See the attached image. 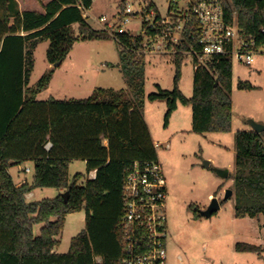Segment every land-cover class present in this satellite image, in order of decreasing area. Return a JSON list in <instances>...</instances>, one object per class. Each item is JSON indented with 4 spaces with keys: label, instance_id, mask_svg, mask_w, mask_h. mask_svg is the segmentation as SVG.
Returning a JSON list of instances; mask_svg holds the SVG:
<instances>
[{
    "label": "trees",
    "instance_id": "obj_1",
    "mask_svg": "<svg viewBox=\"0 0 264 264\" xmlns=\"http://www.w3.org/2000/svg\"><path fill=\"white\" fill-rule=\"evenodd\" d=\"M0 19V264H122L125 254L123 187L135 163L156 161L157 149L144 119L145 55L142 38L118 37L119 65L125 90L95 89L83 100L39 101L38 93L50 83L53 71L28 88L34 69V51L49 42L47 61L63 64L78 42L112 38L87 22L85 12L94 0H36L41 11L18 9L17 0H2ZM12 2L11 9L8 5ZM219 1L228 23L236 24L244 39L264 46V0ZM122 7V0L120 3ZM173 57L174 87L150 94L151 102L166 103L164 127L178 105L191 106L192 132L230 133L233 128V62L218 56L195 70L193 94L179 89L182 63ZM239 90H251L239 82ZM48 145L50 147L48 148ZM85 162L95 179L78 184L70 180L71 162ZM33 162V183L18 186L9 169ZM234 215L264 220V132L236 133ZM56 189L55 199L29 202L35 189ZM221 190V189H220ZM68 193L65 200L63 193ZM226 201H221V206ZM194 220L203 217L191 204ZM85 211V228L72 239L67 253H57V237L66 217ZM42 225L39 235L34 227ZM264 225V222H263ZM240 253H258L259 246L237 243Z\"/></svg>",
    "mask_w": 264,
    "mask_h": 264
},
{
    "label": "rangeland",
    "instance_id": "obj_2",
    "mask_svg": "<svg viewBox=\"0 0 264 264\" xmlns=\"http://www.w3.org/2000/svg\"><path fill=\"white\" fill-rule=\"evenodd\" d=\"M48 1V0H47ZM164 12V0H152ZM121 0H94L87 11V22L96 30H102L101 17L115 22L121 10ZM12 2L8 7L11 9ZM18 9L41 11L36 0H18ZM138 8V7H137ZM135 8V10H137ZM4 16L3 1L0 0V19ZM126 30L139 35V19L132 18ZM49 42H40L34 51V69L28 88L37 86L41 78L53 71L49 85L36 99L39 101L83 100L95 89L125 90L127 88L119 65L117 42L113 38L78 42L68 58L59 67L47 61ZM173 59L165 56H145V107L144 119L152 140L161 143L157 148V159L163 166L168 183L167 213L169 236L167 240V264H264L263 217L248 218L245 223H232L235 210L234 173L236 164V133L252 131L251 121L264 117V49L254 57L252 66L233 60V128L230 133L195 134L192 132L191 106L178 105V117L170 119L164 127L166 103L151 102L147 97L157 92V86L172 91L174 87ZM194 67L191 58H185L181 68L179 89L186 98L193 94ZM239 82H249L254 88L239 90ZM258 123V122H257ZM209 165L206 166L205 163ZM29 169L30 172H25ZM228 170L227 179L221 178L216 170ZM15 183H33L34 164L24 162L12 169ZM70 180L80 174L78 184L87 180L86 165L73 161L69 166ZM221 189V190H220ZM232 197L221 206L212 218L194 220L189 206L194 204L201 210L209 207L213 199L224 201L226 191ZM29 202L55 199L60 192L44 188L32 191ZM63 193V192H62ZM65 194V193H63ZM62 194V195H63ZM212 195L211 197H209ZM85 211L66 217L62 233L57 237L58 253H67L71 241L85 228ZM42 225L34 227L39 235ZM237 243H247L262 248L258 253H240Z\"/></svg>",
    "mask_w": 264,
    "mask_h": 264
},
{
    "label": "built area",
    "instance_id": "obj_3",
    "mask_svg": "<svg viewBox=\"0 0 264 264\" xmlns=\"http://www.w3.org/2000/svg\"><path fill=\"white\" fill-rule=\"evenodd\" d=\"M164 1L167 8L162 12L152 0H122L115 22L101 17L99 23L117 41L120 34H130L126 27L136 17L141 54L169 58L183 55L191 58L194 70L218 56L252 66L254 57L264 49L258 48L254 40L244 39L236 24L228 23L219 1ZM84 17L88 19L87 12ZM154 145L156 149L161 147V143ZM167 199L168 183L160 162L135 163L123 187L122 264H167Z\"/></svg>",
    "mask_w": 264,
    "mask_h": 264
},
{
    "label": "water",
    "instance_id": "obj_4",
    "mask_svg": "<svg viewBox=\"0 0 264 264\" xmlns=\"http://www.w3.org/2000/svg\"><path fill=\"white\" fill-rule=\"evenodd\" d=\"M54 66L59 67V66H61V63L59 62V63L55 64ZM250 124L252 126L253 131H256L257 133H263L264 132V124L257 123L255 121H251ZM205 165L208 166L209 164L206 162ZM216 172L223 179H227L229 177V171L226 169L225 170H216ZM232 195H233V191L227 190L224 200L225 201L229 200L232 197ZM62 196L65 200H67L68 193L63 194ZM220 209H221L220 201L217 199H213L211 204L209 205V207L205 210H201L200 214L203 218L210 219L216 213H218L220 211Z\"/></svg>",
    "mask_w": 264,
    "mask_h": 264
},
{
    "label": "crops",
    "instance_id": "obj_5",
    "mask_svg": "<svg viewBox=\"0 0 264 264\" xmlns=\"http://www.w3.org/2000/svg\"><path fill=\"white\" fill-rule=\"evenodd\" d=\"M18 1V0H17ZM179 112H178V110L173 114V116H172V119H174V118H176V117H178L179 116ZM258 123H261V124H264V117H262V118H260V119H258V121H257ZM234 123V122H233ZM154 143H155V141H153ZM85 163V162H84ZM16 167H18V166H13V167H11L10 169H9V172H10V174H11V176H12V169H14V168H16ZM25 172H26V170H25ZM229 175H230V173H229ZM13 177V176H12ZM95 177H96V171H92V172H90V173H87V179H95ZM25 183V181H20V182H18V183H16L18 186H21L22 184H24ZM28 196H31V197H33L34 196V194L33 193H30V194H28L27 195V197ZM212 195H210L209 197H211ZM233 217H235V215L233 216ZM86 218V217H85ZM246 219H248V218H244V219H237V218H233V221H232V223H245L244 221L246 220ZM57 252V251H56ZM58 253V252H57Z\"/></svg>",
    "mask_w": 264,
    "mask_h": 264
}]
</instances>
